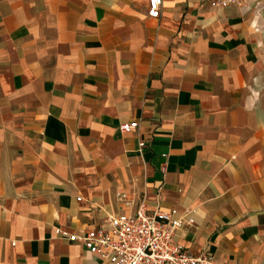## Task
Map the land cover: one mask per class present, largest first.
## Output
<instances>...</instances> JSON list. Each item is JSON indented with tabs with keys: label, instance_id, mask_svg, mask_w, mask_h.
<instances>
[{
	"label": "crops",
	"instance_id": "obj_1",
	"mask_svg": "<svg viewBox=\"0 0 264 264\" xmlns=\"http://www.w3.org/2000/svg\"><path fill=\"white\" fill-rule=\"evenodd\" d=\"M141 203L264 264V0H0V264H109L58 230Z\"/></svg>",
	"mask_w": 264,
	"mask_h": 264
},
{
	"label": "built area",
	"instance_id": "obj_2",
	"mask_svg": "<svg viewBox=\"0 0 264 264\" xmlns=\"http://www.w3.org/2000/svg\"><path fill=\"white\" fill-rule=\"evenodd\" d=\"M252 0H208L213 7L248 6ZM162 0H147V14L156 18ZM131 131V124L121 125ZM181 225L170 210H148L141 203L130 214L106 217L94 228L82 232L58 230L70 241L80 242L89 252L106 259L109 264H219L207 252L192 254L174 238Z\"/></svg>",
	"mask_w": 264,
	"mask_h": 264
}]
</instances>
